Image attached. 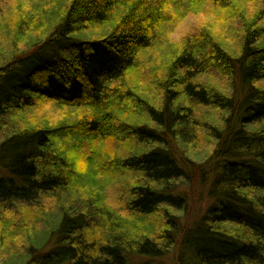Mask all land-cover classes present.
<instances>
[{
  "label": "trees",
  "instance_id": "1",
  "mask_svg": "<svg viewBox=\"0 0 264 264\" xmlns=\"http://www.w3.org/2000/svg\"><path fill=\"white\" fill-rule=\"evenodd\" d=\"M0 18L14 264H264V0H0Z\"/></svg>",
  "mask_w": 264,
  "mask_h": 264
},
{
  "label": "rangeland",
  "instance_id": "2",
  "mask_svg": "<svg viewBox=\"0 0 264 264\" xmlns=\"http://www.w3.org/2000/svg\"><path fill=\"white\" fill-rule=\"evenodd\" d=\"M29 3H34L35 0H28ZM245 7L249 8V12L250 11H254L255 9L260 8L259 5H257L256 7L254 6L253 2H249L246 3V5L244 4ZM2 18H5L4 16ZM0 18V24L2 23V21L4 19ZM4 23V22H3ZM47 229V226H43L40 225V232L37 234V238L39 239V241H42L44 239V234H45V230ZM14 240V238H8L7 236L4 238V236L0 237V264H14L12 262L13 259V251L12 248L13 246L10 245L9 243H12ZM146 260H142V259H133L132 261H130V264H143V262ZM177 261V257H173V255H170L168 257H166V259L161 260L156 262V264H176Z\"/></svg>",
  "mask_w": 264,
  "mask_h": 264
}]
</instances>
